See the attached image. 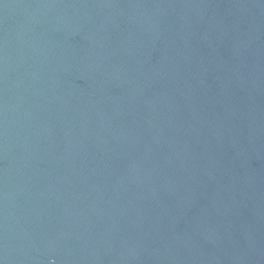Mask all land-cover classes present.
<instances>
[{
	"label": "water",
	"instance_id": "water-1",
	"mask_svg": "<svg viewBox=\"0 0 264 264\" xmlns=\"http://www.w3.org/2000/svg\"><path fill=\"white\" fill-rule=\"evenodd\" d=\"M0 264H264V0H0Z\"/></svg>",
	"mask_w": 264,
	"mask_h": 264
}]
</instances>
